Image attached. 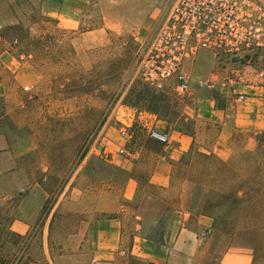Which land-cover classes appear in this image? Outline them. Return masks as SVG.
<instances>
[{"label":"rangeland","instance_id":"obj_1","mask_svg":"<svg viewBox=\"0 0 264 264\" xmlns=\"http://www.w3.org/2000/svg\"><path fill=\"white\" fill-rule=\"evenodd\" d=\"M172 1L165 0L166 11ZM104 2L96 0L77 28L71 29L46 15L59 0H0V93L4 94L0 96V134L10 143L19 142L16 154L22 153L12 165L6 155L0 154V264H49L47 244L51 245L49 254L60 260L57 264H69L63 261L68 259L58 256L69 250L62 236L70 235L73 224L64 232L65 226L54 230L52 237L54 219L49 231L44 230L48 215L55 210V218L57 209L80 202L77 195L66 199L69 182L80 175L111 176L116 178L117 189L123 185L124 172L103 162L89 169L88 164L96 160L91 155L92 146L102 137L108 140L114 128H119L116 113L121 114L125 107L145 110L147 102L138 94H145L147 99L158 97L160 116L177 122L176 128L182 132L191 131V122L179 119L190 89L184 96H177L174 79L155 90L137 75L141 51L159 22L145 24L143 16H138L143 9L121 7L115 11L114 21L106 23ZM196 57L187 63H195ZM213 59L222 67L240 65L230 57ZM247 151L253 149L235 151L228 162L237 167ZM182 162L180 175L194 181V210L197 214L212 212L210 204L218 202L214 195L230 192L233 183L225 180L216 164L197 152L193 157H182ZM148 171L141 167L135 173L139 184L131 205L147 216V239L158 243L170 204L176 203L178 185L169 191L151 187ZM231 176L235 182L242 180L245 172L235 171ZM93 181L81 185L93 188ZM75 221L72 219V223ZM238 226L252 227L245 218ZM250 237L246 232L229 236L213 229L200 242L206 251L204 261L218 264L214 257L227 249L246 248L253 254ZM262 251L253 264H264ZM184 257L178 252L173 262L183 264ZM131 264L143 263L131 260Z\"/></svg>","mask_w":264,"mask_h":264},{"label":"crops","instance_id":"obj_2","mask_svg":"<svg viewBox=\"0 0 264 264\" xmlns=\"http://www.w3.org/2000/svg\"><path fill=\"white\" fill-rule=\"evenodd\" d=\"M105 1L106 23L114 21L118 8H140L143 11H139L138 16H143L142 22L149 25L159 22L154 31L146 29L154 34L168 11L165 10V0ZM95 3L96 0H59V5L48 10L46 15L74 29L87 8ZM184 71L190 77L191 92L179 119L190 121L191 131L181 132L176 128L177 122L159 119L143 110L125 107L121 114L117 113L119 119L131 125L132 137L125 148L134 157L129 159L116 155L117 147L124 143L119 136L120 123L108 138L106 151L111 153V159L104 160L102 149L97 146L95 151H91L96 160L88 164V169L101 166L100 162H103L111 169L124 172L126 178L120 189L115 187L116 178L111 176L80 175L69 182L66 199L77 195L80 202L57 209L55 218V210L51 211L44 227L49 231L54 219L50 228L53 237L54 230L65 226L64 232L73 224L70 235L62 236L69 250L59 255V259H68L63 261L69 264H131V260L143 264H175L173 257L179 252L185 256L183 264H207L204 261L206 251L200 247V242L213 231V220L201 214L191 215L194 181L180 175L183 171L182 157L187 153L193 157L197 152L228 162L235 151L255 148L256 135L264 132V67L261 62L257 66H218L208 52L201 51L195 63L185 64ZM206 81L210 84L202 86L201 83ZM0 96L4 94L0 93ZM151 128L169 133L167 147L148 138ZM106 138L102 137V142ZM19 146V142L10 143L5 135L0 134V154L10 159L11 165L22 155L16 154ZM141 167L148 168L147 183L151 187L169 191L178 185L176 203L170 204L158 243L147 239V216L131 205L139 184L135 173ZM87 172L90 173L89 170ZM87 180H94L93 188L81 185ZM184 213L188 214L187 218H183ZM72 219L76 221L72 223ZM59 222L61 225L57 224ZM50 246L47 244L46 260L49 264L55 261L57 264L60 260L49 254ZM214 261L218 264H253V254L246 248L227 249L219 257H214Z\"/></svg>","mask_w":264,"mask_h":264},{"label":"built area","instance_id":"obj_3","mask_svg":"<svg viewBox=\"0 0 264 264\" xmlns=\"http://www.w3.org/2000/svg\"><path fill=\"white\" fill-rule=\"evenodd\" d=\"M201 51L215 59L230 57L239 66L261 62L264 67V0H173L159 28L141 51L137 75L155 90L174 79L176 95L184 96L190 89V77L184 66ZM119 121L122 124L119 136L124 143L117 147L116 155L132 159L134 156L125 148L132 137L131 125L122 118ZM148 138L163 147L170 143L169 133L154 128L149 129ZM109 141L101 140L92 146V151L100 146L103 159L110 160L111 153L106 151ZM196 214L193 209L191 215ZM182 216L187 218L188 214Z\"/></svg>","mask_w":264,"mask_h":264},{"label":"trees","instance_id":"obj_4","mask_svg":"<svg viewBox=\"0 0 264 264\" xmlns=\"http://www.w3.org/2000/svg\"><path fill=\"white\" fill-rule=\"evenodd\" d=\"M138 96H143L142 99L147 102L144 111L170 122L169 119L161 117L159 114L158 110L161 108L158 97L150 96L147 99L145 94H138ZM177 130L182 132L180 129ZM255 143L253 151L244 153L245 158L237 167L231 166L230 162H222L213 156L197 153L199 157L211 160L216 164L226 177L225 180H230L233 183L230 192L214 195L218 202L213 206L210 204L212 212L203 211L200 214L210 217L213 220V229L223 234L229 236L243 232L250 234L253 263L257 261L258 254L264 250V132L256 135ZM191 156L190 153H187L183 155V158ZM235 171L245 172L242 180L234 182L231 175ZM194 200L195 194L193 193V202ZM213 201L214 199L211 200V203ZM242 218H245L252 227L239 228L238 223Z\"/></svg>","mask_w":264,"mask_h":264}]
</instances>
